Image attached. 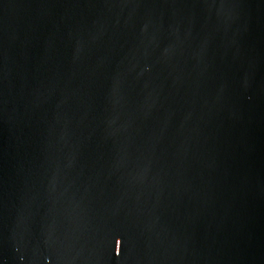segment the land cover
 Returning <instances> with one entry per match:
<instances>
[{
	"label": "water",
	"instance_id": "obj_1",
	"mask_svg": "<svg viewBox=\"0 0 264 264\" xmlns=\"http://www.w3.org/2000/svg\"><path fill=\"white\" fill-rule=\"evenodd\" d=\"M0 264H264V0H0Z\"/></svg>",
	"mask_w": 264,
	"mask_h": 264
}]
</instances>
